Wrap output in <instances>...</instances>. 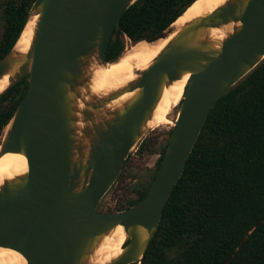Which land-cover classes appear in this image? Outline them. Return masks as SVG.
I'll return each mask as SVG.
<instances>
[{
	"label": "water",
	"instance_id": "obj_1",
	"mask_svg": "<svg viewBox=\"0 0 264 264\" xmlns=\"http://www.w3.org/2000/svg\"><path fill=\"white\" fill-rule=\"evenodd\" d=\"M135 1L34 0L26 21L32 13L39 16L25 59H9L16 41L0 58V77L12 64L20 62L5 91L26 77L21 89L24 94L6 125L0 156L22 153L28 167L25 176L0 188V247L16 250L27 264H80L96 238L117 225L123 226L128 239L123 252L109 264H143L163 207L182 175L210 110L264 58V0L228 2L179 32L138 80L107 98L139 88L134 100L121 112L93 124L91 110L107 99L87 102L80 112L86 123L82 138L89 140L88 147L83 146L75 138V108L69 92L75 93L85 80L87 58L108 63L106 50L113 30L122 13ZM230 21H239L240 27L219 50L191 44V37L199 28ZM169 26L140 41H157ZM184 72L190 74L147 193L123 210H98L128 153L145 133L142 127L162 83L177 79ZM75 96L79 94L76 92ZM262 222L264 218L253 224L220 264L231 261L249 233ZM257 260L255 257L248 264Z\"/></svg>",
	"mask_w": 264,
	"mask_h": 264
},
{
	"label": "trees",
	"instance_id": "obj_2",
	"mask_svg": "<svg viewBox=\"0 0 264 264\" xmlns=\"http://www.w3.org/2000/svg\"><path fill=\"white\" fill-rule=\"evenodd\" d=\"M33 1L27 0L12 13L0 41V58L16 41ZM192 1L136 0L115 26L106 60L110 62L122 54L123 35L132 43L150 38L167 28ZM25 81L21 79L0 95V135L24 94L21 89ZM163 152L164 149L158 166ZM150 184L127 205L117 204L114 211L138 202ZM262 218L264 58L210 110L163 207L143 264H220ZM173 249L176 251L170 255ZM255 257V264H264V222L249 233L238 254L227 264H248Z\"/></svg>",
	"mask_w": 264,
	"mask_h": 264
},
{
	"label": "bare ground",
	"instance_id": "obj_3",
	"mask_svg": "<svg viewBox=\"0 0 264 264\" xmlns=\"http://www.w3.org/2000/svg\"><path fill=\"white\" fill-rule=\"evenodd\" d=\"M233 0H195L186 11L179 16L167 30L164 36L155 42H134L126 47L124 52L115 60L102 64L92 57L87 58L84 67L85 80L79 85L75 93L69 92L75 108L74 134L83 146L89 140L82 138V129L86 123L82 122L80 112L86 107L87 102L107 99L110 95L121 93L130 84L138 80L140 73L146 70L162 52L165 46L187 26L207 16L217 8ZM244 1V0H243ZM38 13H32L26 21L19 37L10 51L9 59L21 61L25 59L34 38ZM240 22L230 21L216 27L199 28L191 37V44L203 45L219 50L224 40L236 29ZM136 43V44H135ZM20 62H16L0 77V94L10 85V78L17 72ZM190 72L181 73L177 79L165 80L160 89L158 98L151 110L148 119L144 122L142 132L162 125L172 126L173 120L168 118L172 109L182 99L183 88ZM127 91L107 101L99 108L91 110L93 124L106 121L112 114L121 112L139 92ZM76 92L77 96L76 97ZM27 160L22 153L7 152L0 156V188L6 182H14L27 174ZM144 237L147 233L143 231ZM128 234L122 225H117L96 238L90 250L84 255L80 264H109L124 250ZM0 264H27L26 259L16 250L0 247Z\"/></svg>",
	"mask_w": 264,
	"mask_h": 264
},
{
	"label": "rangeland",
	"instance_id": "obj_4",
	"mask_svg": "<svg viewBox=\"0 0 264 264\" xmlns=\"http://www.w3.org/2000/svg\"><path fill=\"white\" fill-rule=\"evenodd\" d=\"M2 31L0 21V34ZM123 52L126 47L131 46V40L123 35ZM122 52V53H123ZM26 78V77H24ZM179 105V104H178ZM178 105H176L168 115L170 120L177 116ZM171 126L162 125L147 130L139 142L128 153L123 164L120 175L100 200L97 208L100 211L114 212L117 204H128V200L137 197L140 191H144L151 183L158 168L159 157L165 149L170 135ZM7 127L0 135V145L2 144ZM175 249L169 251L170 255L175 253Z\"/></svg>",
	"mask_w": 264,
	"mask_h": 264
},
{
	"label": "flooded vegetation",
	"instance_id": "obj_5",
	"mask_svg": "<svg viewBox=\"0 0 264 264\" xmlns=\"http://www.w3.org/2000/svg\"><path fill=\"white\" fill-rule=\"evenodd\" d=\"M25 2H27V0H0V21L2 26L0 41L3 33L5 32L6 24L9 23V19L15 11V8H22Z\"/></svg>",
	"mask_w": 264,
	"mask_h": 264
}]
</instances>
